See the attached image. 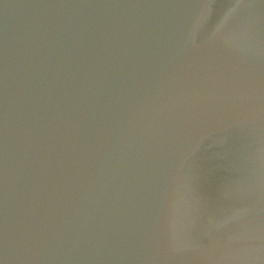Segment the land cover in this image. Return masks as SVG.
<instances>
[{"label":"water","instance_id":"water-1","mask_svg":"<svg viewBox=\"0 0 264 264\" xmlns=\"http://www.w3.org/2000/svg\"><path fill=\"white\" fill-rule=\"evenodd\" d=\"M0 264H264V0H0Z\"/></svg>","mask_w":264,"mask_h":264}]
</instances>
